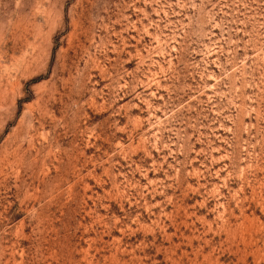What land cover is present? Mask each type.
Here are the masks:
<instances>
[{"label": "rangeland", "instance_id": "obj_1", "mask_svg": "<svg viewBox=\"0 0 264 264\" xmlns=\"http://www.w3.org/2000/svg\"><path fill=\"white\" fill-rule=\"evenodd\" d=\"M0 264H264V0H0Z\"/></svg>", "mask_w": 264, "mask_h": 264}]
</instances>
